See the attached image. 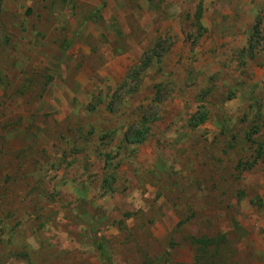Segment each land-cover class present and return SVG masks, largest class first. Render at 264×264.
<instances>
[{
	"label": "rangeland",
	"instance_id": "obj_1",
	"mask_svg": "<svg viewBox=\"0 0 264 264\" xmlns=\"http://www.w3.org/2000/svg\"><path fill=\"white\" fill-rule=\"evenodd\" d=\"M0 264H264V0H0Z\"/></svg>",
	"mask_w": 264,
	"mask_h": 264
},
{
	"label": "trees",
	"instance_id": "obj_2",
	"mask_svg": "<svg viewBox=\"0 0 264 264\" xmlns=\"http://www.w3.org/2000/svg\"><path fill=\"white\" fill-rule=\"evenodd\" d=\"M200 241L204 242L205 240L204 241L200 240ZM99 249L102 250L104 252V254H105L106 250H105V247H104V245L102 243H99Z\"/></svg>",
	"mask_w": 264,
	"mask_h": 264
}]
</instances>
